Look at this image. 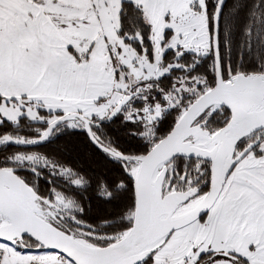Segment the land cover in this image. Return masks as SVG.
Returning a JSON list of instances; mask_svg holds the SVG:
<instances>
[{
	"label": "snow or ice",
	"instance_id": "1",
	"mask_svg": "<svg viewBox=\"0 0 264 264\" xmlns=\"http://www.w3.org/2000/svg\"><path fill=\"white\" fill-rule=\"evenodd\" d=\"M0 264H264V0H0Z\"/></svg>",
	"mask_w": 264,
	"mask_h": 264
},
{
	"label": "trees",
	"instance_id": "2",
	"mask_svg": "<svg viewBox=\"0 0 264 264\" xmlns=\"http://www.w3.org/2000/svg\"><path fill=\"white\" fill-rule=\"evenodd\" d=\"M15 150V148L13 147V148H10L9 149V151H14ZM97 207L101 210V211H103L104 210V205H102V204H100V205H97Z\"/></svg>",
	"mask_w": 264,
	"mask_h": 264
}]
</instances>
